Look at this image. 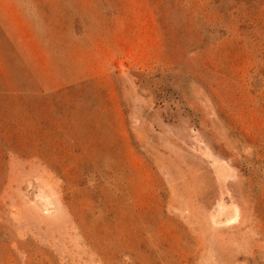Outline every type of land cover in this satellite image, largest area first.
<instances>
[{
  "label": "rangeland",
  "instance_id": "1",
  "mask_svg": "<svg viewBox=\"0 0 264 264\" xmlns=\"http://www.w3.org/2000/svg\"><path fill=\"white\" fill-rule=\"evenodd\" d=\"M0 264H264V0H0Z\"/></svg>",
  "mask_w": 264,
  "mask_h": 264
}]
</instances>
